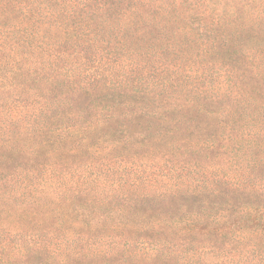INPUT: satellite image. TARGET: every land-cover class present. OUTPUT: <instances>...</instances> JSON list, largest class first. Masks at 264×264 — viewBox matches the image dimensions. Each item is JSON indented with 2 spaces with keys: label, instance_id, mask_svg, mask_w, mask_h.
<instances>
[{
  "label": "trees",
  "instance_id": "1",
  "mask_svg": "<svg viewBox=\"0 0 264 264\" xmlns=\"http://www.w3.org/2000/svg\"><path fill=\"white\" fill-rule=\"evenodd\" d=\"M262 45L264 0H0V264L264 260Z\"/></svg>",
  "mask_w": 264,
  "mask_h": 264
},
{
  "label": "rangeland",
  "instance_id": "2",
  "mask_svg": "<svg viewBox=\"0 0 264 264\" xmlns=\"http://www.w3.org/2000/svg\"><path fill=\"white\" fill-rule=\"evenodd\" d=\"M262 51H264V46H258ZM191 65V64H189ZM259 67L264 68V62L259 61L257 64ZM254 73V71H253ZM116 76V75H112ZM224 76V75H218ZM230 76V75H228ZM264 76V74H263ZM152 167V173H153ZM150 170H142L141 174L144 176ZM132 237L135 234L131 235ZM120 241H115L120 243L122 247L118 250V254L109 255L107 263L115 262L119 259L122 262V259L125 260L122 263L118 264H128L129 259L145 260L140 264H152V243L151 239L146 238H133L125 239L123 237L118 238ZM127 241H132L130 247L126 248L125 244ZM180 239H173L169 244H166L167 247H173L168 249H160L158 252H164L165 254L161 255V258H165L167 264H172L174 260H177L179 263H184L190 259V251H185V243H181ZM230 241L217 242L215 248L209 249L208 246H204L201 251L195 253V263L197 264H236L238 261H241V264H264V260L259 259L258 256H247L245 254H238L234 252L233 246L229 243ZM125 248V249H124ZM154 251H156L153 246Z\"/></svg>",
  "mask_w": 264,
  "mask_h": 264
}]
</instances>
